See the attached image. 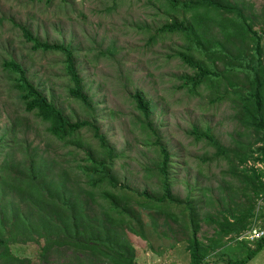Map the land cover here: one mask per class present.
<instances>
[{
  "label": "trees",
  "instance_id": "obj_1",
  "mask_svg": "<svg viewBox=\"0 0 264 264\" xmlns=\"http://www.w3.org/2000/svg\"><path fill=\"white\" fill-rule=\"evenodd\" d=\"M61 1L69 4V0ZM157 1L170 16L154 32L147 23L138 24V28L147 31V42L179 34L184 43L177 55L196 70L194 74L181 76L182 85L189 93H196L204 85L207 92H212V102L231 100L236 116L255 136L246 148L239 143L227 147L209 126L195 125L191 129L196 140L204 138L216 149V159L227 160V173L232 181L236 180L228 185L231 189L228 194L221 191L217 198L223 208L218 207L216 212L202 217L216 224L214 235L207 241L197 236L198 204L202 207L210 204L212 195L205 191L197 197L190 188L187 198L183 199L173 192L176 174L174 177L171 172V153L160 141L159 129L152 123L154 107L144 93L136 91L132 97L142 118L140 127L148 136L143 141L149 143L152 137L158 155L151 158L143 171L145 177L156 179L159 190L130 189L114 171V159L124 153H115L93 118L96 108L84 90L88 56H76L78 49L71 41L50 42L25 24L13 21L20 29L25 47L29 44L33 52L64 55L68 94L91 113L89 118L73 121L54 100L47 98L45 93L49 87L40 88L35 83L33 77L38 74H29L32 61H24L25 55L16 54L12 49H3L1 72L9 91L15 93L23 108L21 112L8 111L6 121L0 126V264H33L31 257L15 253L12 246L41 240L45 241L40 254L44 261L51 251L72 249L85 254L88 261L94 257L99 263L135 264L132 245L125 234L129 231L143 234L142 229L138 231L133 225H141L142 220L136 206L163 211L171 210L167 207L172 205H183L190 218L187 249L192 264L206 263L209 255L224 247L228 237L237 240L258 219L264 221V14L261 26L255 28L252 16L236 0ZM42 128L47 132L44 148L33 145L31 139ZM84 129L93 132L102 155H94L91 150L84 162L76 157L60 161L58 154L63 157L65 154L54 151L52 145L67 147L68 153L75 155L74 148L84 144ZM259 199L263 204L256 210ZM92 202L98 203L99 212L93 207L91 213L87 209ZM101 214H105L106 220ZM168 216L177 219L174 213ZM240 241L245 252L234 262L230 261L231 264H247L264 249V236L253 240V244ZM56 264H72V261L67 258Z\"/></svg>",
  "mask_w": 264,
  "mask_h": 264
},
{
  "label": "rangeland",
  "instance_id": "obj_2",
  "mask_svg": "<svg viewBox=\"0 0 264 264\" xmlns=\"http://www.w3.org/2000/svg\"><path fill=\"white\" fill-rule=\"evenodd\" d=\"M236 1L252 16L255 28H259L264 0ZM169 16L157 0H69V4L61 0L50 3L0 0V21L3 20L0 22V58L4 56L3 49L25 55L24 61H32L29 70L38 72L29 71V74L39 75L33 77L35 83L40 88L49 87V92L45 93L48 99L54 100L73 121L89 118L91 111L68 94L69 79L63 71L64 55L31 51L29 44L25 47L22 42L20 29L15 23L25 24L50 42H73L78 49L76 56L89 58L85 65L84 90L96 108L93 118H96L100 132L105 134L115 153H124L114 159V171L123 185L130 189L159 190L156 179L145 177L143 171L150 165L151 158L158 155L157 147L151 142L152 137L149 143L143 141L148 136L140 127L142 118L132 97L136 91L143 92L154 107L152 123L159 129L160 141L171 153V172L174 177L176 174L173 192L183 199L187 198L190 188L194 189L193 194L197 197L205 191L212 195L210 204L203 207L198 204L200 230L197 236L207 241L214 235L216 224L202 217L216 212L218 207L223 208L217 198L221 191L228 194L231 191L228 185L236 180L232 181L227 173V160L216 159V149L204 138L196 140L191 129L195 125L200 128L209 126L214 136L227 147L239 143L246 148L255 136L242 125L231 100L212 102V92H207L204 85L199 86L196 93H189L182 85L181 76L194 74L196 70L177 55L184 43L179 34L160 36L153 43H148L147 31L138 28V24L147 23L150 31L154 32ZM262 44L264 56V38ZM29 53L31 56H26ZM80 75L84 77L82 73ZM22 108L15 93L9 91L0 66V126L6 121L8 111L21 112ZM46 133L43 128L34 132L31 135L33 145L44 148ZM84 134V144L81 148H74L75 155L69 154L67 147L57 143L52 145L54 151L65 154L64 157L58 154L57 158L63 161L76 157V160L84 162L86 153L91 150L94 155H102V148L93 132L84 129ZM75 162L72 161V165ZM238 198L241 199L240 196ZM261 204L263 201L259 199L256 210ZM92 207L97 212L101 210L98 203L92 202L87 207L90 213ZM136 208L140 210L142 220L141 225H133L138 231L142 229L143 234L132 231L125 234L132 245L135 264H192L187 249L190 218L183 205H172L167 207L171 210L166 209L177 219L168 216L165 209ZM100 217L106 220L105 214ZM263 223L258 219L250 230L237 236V240L228 237L224 247L209 255L204 264H231L230 261L240 258L245 252L240 240L254 242L240 237L253 229L264 231ZM43 244L44 240L16 244L12 250L31 257L33 264H56L65 262L67 258L72 264H108L99 263L94 257L88 261L85 254L72 249L51 251L44 261L40 256ZM248 264H264V249Z\"/></svg>",
  "mask_w": 264,
  "mask_h": 264
},
{
  "label": "built area",
  "instance_id": "obj_3",
  "mask_svg": "<svg viewBox=\"0 0 264 264\" xmlns=\"http://www.w3.org/2000/svg\"><path fill=\"white\" fill-rule=\"evenodd\" d=\"M264 236V231L260 229H253L249 231L245 236L240 237V239H248V240H256L260 239Z\"/></svg>",
  "mask_w": 264,
  "mask_h": 264
},
{
  "label": "crops",
  "instance_id": "obj_4",
  "mask_svg": "<svg viewBox=\"0 0 264 264\" xmlns=\"http://www.w3.org/2000/svg\"><path fill=\"white\" fill-rule=\"evenodd\" d=\"M260 254V253H259ZM252 261V260H251ZM248 264V263H247Z\"/></svg>",
  "mask_w": 264,
  "mask_h": 264
}]
</instances>
